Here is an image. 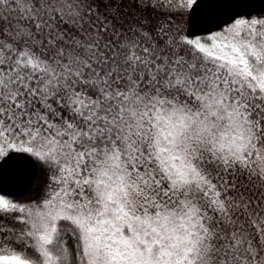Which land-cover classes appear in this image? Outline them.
I'll return each mask as SVG.
<instances>
[{
  "label": "snow or ice",
  "instance_id": "obj_1",
  "mask_svg": "<svg viewBox=\"0 0 264 264\" xmlns=\"http://www.w3.org/2000/svg\"><path fill=\"white\" fill-rule=\"evenodd\" d=\"M0 264H264V0H0Z\"/></svg>",
  "mask_w": 264,
  "mask_h": 264
}]
</instances>
